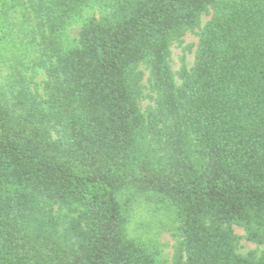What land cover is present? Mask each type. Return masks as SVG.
Wrapping results in <instances>:
<instances>
[{"label":"trees","instance_id":"trees-1","mask_svg":"<svg viewBox=\"0 0 264 264\" xmlns=\"http://www.w3.org/2000/svg\"><path fill=\"white\" fill-rule=\"evenodd\" d=\"M28 1L44 99L0 94V264H160L138 197L174 215L173 264H264L233 230L264 246V0ZM209 11L177 84L170 45Z\"/></svg>","mask_w":264,"mask_h":264},{"label":"rangeland","instance_id":"rangeland-1","mask_svg":"<svg viewBox=\"0 0 264 264\" xmlns=\"http://www.w3.org/2000/svg\"><path fill=\"white\" fill-rule=\"evenodd\" d=\"M0 0V94L11 98L18 90H24L38 101L44 99L43 82L46 78L44 60L41 56V44L36 34L33 21L24 19V8L28 0ZM111 11L109 0H99L84 10L87 18L101 19ZM212 11L202 15L199 28L187 31L180 42L173 41L170 45L169 63L175 74L177 84L181 83L178 72L182 64L189 70L194 63V55L198 43V31L210 19ZM81 23H75L68 29L71 38H77ZM141 81L142 97L140 109L145 112L154 106V93L150 92L148 71L143 65ZM178 223L163 205L147 200L144 197L135 199L127 222V234L150 246L157 252L160 264H173L176 246ZM238 236L237 253L247 255L252 252L256 259L264 260V246L246 240L242 227L233 226Z\"/></svg>","mask_w":264,"mask_h":264}]
</instances>
